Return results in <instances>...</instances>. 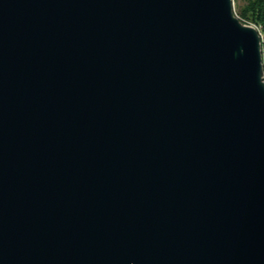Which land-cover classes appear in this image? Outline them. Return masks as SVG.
<instances>
[{
	"label": "water",
	"instance_id": "95a60500",
	"mask_svg": "<svg viewBox=\"0 0 264 264\" xmlns=\"http://www.w3.org/2000/svg\"><path fill=\"white\" fill-rule=\"evenodd\" d=\"M0 264H264L234 0H0Z\"/></svg>",
	"mask_w": 264,
	"mask_h": 264
},
{
	"label": "trees",
	"instance_id": "16d2710c",
	"mask_svg": "<svg viewBox=\"0 0 264 264\" xmlns=\"http://www.w3.org/2000/svg\"><path fill=\"white\" fill-rule=\"evenodd\" d=\"M236 13L243 21L252 23L260 29L264 56V0H239Z\"/></svg>",
	"mask_w": 264,
	"mask_h": 264
},
{
	"label": "rangeland",
	"instance_id": "374dc122",
	"mask_svg": "<svg viewBox=\"0 0 264 264\" xmlns=\"http://www.w3.org/2000/svg\"><path fill=\"white\" fill-rule=\"evenodd\" d=\"M238 2H239V0H234L235 10H236V8H237Z\"/></svg>",
	"mask_w": 264,
	"mask_h": 264
}]
</instances>
